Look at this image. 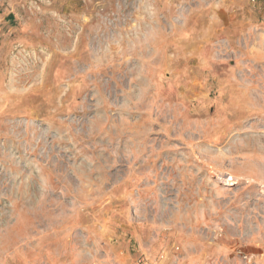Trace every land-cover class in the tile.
<instances>
[{
	"label": "rangeland",
	"instance_id": "rangeland-1",
	"mask_svg": "<svg viewBox=\"0 0 264 264\" xmlns=\"http://www.w3.org/2000/svg\"><path fill=\"white\" fill-rule=\"evenodd\" d=\"M0 264H264V0H0Z\"/></svg>",
	"mask_w": 264,
	"mask_h": 264
}]
</instances>
